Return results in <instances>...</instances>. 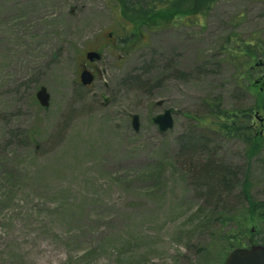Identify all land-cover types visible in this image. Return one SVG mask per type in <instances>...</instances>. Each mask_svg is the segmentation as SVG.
Returning <instances> with one entry per match:
<instances>
[{"label":"rangeland","instance_id":"374dc122","mask_svg":"<svg viewBox=\"0 0 264 264\" xmlns=\"http://www.w3.org/2000/svg\"><path fill=\"white\" fill-rule=\"evenodd\" d=\"M123 8L0 0V264H224L244 184L264 201V0H216L138 35ZM212 106L249 115L257 153L206 126Z\"/></svg>","mask_w":264,"mask_h":264},{"label":"trees","instance_id":"16d2710c","mask_svg":"<svg viewBox=\"0 0 264 264\" xmlns=\"http://www.w3.org/2000/svg\"><path fill=\"white\" fill-rule=\"evenodd\" d=\"M119 1L126 5V8H123L125 14H127L128 9L129 13L135 14V16L130 14L127 15L136 24V35L139 34L140 29L144 26L148 29H155V27L172 23L177 16L185 17L194 15L199 13L202 8L206 10V8H204L206 3H208L210 7V5H213V3L216 2V0ZM247 50L248 56L249 54L252 55L255 53L253 45H250ZM256 106L259 107V109H264V97L262 101H256L254 107ZM210 114L213 121L210 122L211 125L210 123L206 125L207 127L212 130L216 128L229 137H238V139L240 138L246 142L250 147L249 149L254 153L258 152L259 146L255 142L256 136L252 130L250 117L247 113H242V117L240 118L236 115L231 116L228 113L226 117H223L226 112H222L218 110L216 106H212ZM259 140L261 141V139ZM243 187L242 195L247 201V209H245V212L239 217L237 227L226 233L224 237L228 243H231L233 249L236 245H264V201H256L252 199L248 192L247 183H245ZM251 225H257L253 227L255 228L254 231L253 228H251ZM256 234H259L257 240L254 239Z\"/></svg>","mask_w":264,"mask_h":264},{"label":"water","instance_id":"95a60500","mask_svg":"<svg viewBox=\"0 0 264 264\" xmlns=\"http://www.w3.org/2000/svg\"><path fill=\"white\" fill-rule=\"evenodd\" d=\"M102 58L99 52H89L87 59L91 62H98ZM258 65H263L259 62ZM95 75L88 69H84L80 75L81 84L89 87L93 84ZM37 99L41 106H50V95L45 87L39 89ZM173 109H167L163 114L153 118V122L158 126L161 132H167L174 127ZM132 126L134 131L140 130V118L138 115L132 117ZM224 264H264V245H253L251 247H239L232 250Z\"/></svg>","mask_w":264,"mask_h":264},{"label":"flooded vegetation","instance_id":"af4514ba","mask_svg":"<svg viewBox=\"0 0 264 264\" xmlns=\"http://www.w3.org/2000/svg\"><path fill=\"white\" fill-rule=\"evenodd\" d=\"M113 35H114V33L112 34V33H110V34H108V37L109 38H113ZM93 50H95V49H93ZM96 51H99V50H96ZM99 52H102V51H99ZM84 64L86 65V66H88L89 68H95L96 67V65H95V63H91V62H89L86 58H85V60H84ZM83 66V65H82ZM94 73H95V75H98V73H96V71H94Z\"/></svg>","mask_w":264,"mask_h":264}]
</instances>
